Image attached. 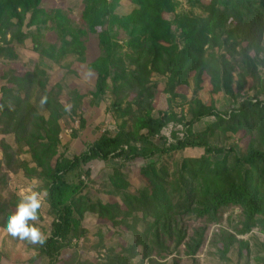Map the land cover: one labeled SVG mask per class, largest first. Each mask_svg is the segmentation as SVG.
I'll return each mask as SVG.
<instances>
[{
    "label": "trees",
    "instance_id": "1",
    "mask_svg": "<svg viewBox=\"0 0 264 264\" xmlns=\"http://www.w3.org/2000/svg\"><path fill=\"white\" fill-rule=\"evenodd\" d=\"M42 1L0 0V58L15 56L16 44L37 40L45 29L55 28L60 15L42 7ZM111 1L88 0L83 29L63 30L62 34L66 40L65 35L70 33L76 55L86 60L89 70L96 74L95 102L117 97L111 107L126 119L116 132H104L96 141L88 142L82 153L70 157L67 145L49 139L51 127L45 111L51 103L60 107L61 102L57 89L49 90L46 73L35 64L23 75L10 78L2 89L0 135H14L15 144L24 143L36 166L32 168L30 162L18 159L19 154L5 139L0 145L7 151L8 170L27 173L29 178L37 177L38 172L51 181L47 202L53 220L46 243L41 246L14 239L24 242L46 264H92L77 254L64 256L74 240L86 237L82 221L86 214H92L101 223H110L103 224L102 230L123 231L133 238L132 242L122 243L120 252L97 259L94 264H133L140 256L143 263L181 264L179 258L172 257V248L176 243L184 245L188 239L186 216L211 218L219 223L226 211L239 208L243 215L239 234L254 229L264 232V83L260 74L264 0H187L204 8L197 17L176 15L177 0H131L138 8L117 19L130 37L121 62L116 60L118 48L107 29ZM28 16L26 32L24 20ZM9 34L13 38L7 42ZM39 45L36 43V49ZM206 78L215 93L221 91L232 97L239 103L238 108L228 113L219 111L216 105L196 108L191 104L187 116L176 115L173 103L179 98L188 101L186 91L191 87H195L196 95L201 92ZM158 79H163L166 110L153 106ZM250 80L253 83L246 91ZM206 118L215 121L203 132L194 131V126ZM85 126L82 118L81 128ZM168 129L170 135L166 136ZM228 131L242 134L246 146L242 149L236 144L229 151L216 147L215 137ZM188 149H203L204 155L185 158L173 168L169 162H149ZM139 160L146 163L140 168L142 186L134 193L124 168ZM97 161L119 164L103 186L115 201L103 203L92 197L88 166ZM2 163L0 181L6 177ZM5 191L0 186V196ZM18 200L14 197L0 202L1 228L5 229ZM36 226L44 230L41 216ZM221 238L224 243L239 244L245 255H250L248 245L236 235L224 232ZM204 242L201 236L190 246L192 257ZM223 249L228 259L229 253Z\"/></svg>",
    "mask_w": 264,
    "mask_h": 264
},
{
    "label": "rangeland",
    "instance_id": "2",
    "mask_svg": "<svg viewBox=\"0 0 264 264\" xmlns=\"http://www.w3.org/2000/svg\"><path fill=\"white\" fill-rule=\"evenodd\" d=\"M88 0H43L41 6L58 13L60 19L54 29H45L41 36L35 40L29 39L23 44H16L15 56H4L0 58V100L4 95L2 90L8 83L10 78L15 75H23L27 68L34 67L35 64L40 67V70L46 74L44 78L48 81V88H56L60 107H56L51 103L49 109L45 111V117L50 124L51 131L49 132V139H58L62 145L69 147V156L78 155L86 149L88 142L96 141L104 132H116L120 125L126 118L117 115V111H113L111 105L116 101V96H110L107 102H95L93 92L95 88L96 74L89 70L86 60L76 55L73 47V37L70 33L62 34L63 30L81 31L84 26V13L86 10L85 4ZM208 2L209 0H204ZM257 2L259 0H252ZM112 15L109 18L107 29L114 47L118 48L115 51L119 62L124 60L127 51V42L129 41V33L122 29L118 18L129 16L138 8L131 0L111 1ZM204 11L202 6H194L188 3L187 0L176 1L175 14H186L193 17L201 15ZM29 16L24 20V31H28L27 21ZM17 22V19L14 20ZM70 28V29H69ZM12 34L7 36V42L12 40ZM1 40V36H0ZM36 43H40L39 49H36ZM2 43H0L1 45ZM93 49V47H92ZM262 65L260 67V74L262 83H264V51L260 55ZM257 63L259 61L257 60ZM155 79L153 82L155 83ZM158 92L154 100V108L159 110H166L168 102L166 95L163 92V79H158ZM204 87L197 95L195 87H191L186 91L188 101L183 102L179 99L173 103L175 113L179 117L188 115L189 106L195 105L196 108L217 106V109L222 112H228L233 108H238L239 103L232 97L226 96L223 92H214L210 80L206 78ZM253 81H249L246 91L250 90ZM77 92V94H72ZM49 99V96H48ZM86 121V126L81 128V119ZM215 121L214 118H206L200 124L194 126V131L203 132L207 127ZM181 129L182 127H178ZM165 135H170V130L165 131ZM8 144L13 146L16 151L18 159L30 162L32 168L36 167L32 162L30 149L24 143L15 144V136L0 135V141L5 140ZM20 141V138H18ZM247 139L242 134H234L233 132H219L215 137L214 145L219 149L225 148L227 151L238 144L242 149L245 147ZM0 145V161H2V171L6 177L0 181V186H4L6 191L0 196V202L12 199L14 197L20 198L22 192L28 188L37 190L47 189L50 185V180L43 177L37 172V177L29 178L27 173L8 170V157H5L7 151L5 146ZM5 151V152H4ZM204 155L203 149H188L183 152L172 154L171 156L160 157L157 156L149 162H169L170 165L185 158H201ZM233 157V156H232ZM231 159V156H230ZM213 160L215 158L213 157ZM146 162L139 160L137 163L126 165L124 171L128 175L130 183V191L136 192L142 186L140 168ZM148 163V162H147ZM116 162L104 163L93 162L88 168L92 174L91 189L92 197L100 198L103 203L115 201L104 192V184L112 169L118 166ZM83 179H85L83 177ZM203 186L206 187L205 182ZM201 187V186H199ZM45 197L46 203L40 210V216L44 220L43 233L46 235L50 230L52 217L49 215L50 207ZM243 215L239 208L229 209L225 212L224 218L215 223V220L196 219L195 215L184 217V224L188 233V239L184 245L173 246V256L181 260V264H264V232L260 229H254L248 234H239ZM83 228L88 232L86 237L80 240H74L73 246L65 252L64 256L69 257L72 254L80 256L85 263H96L97 259L106 258L114 252H120L122 243L131 241L125 232H119L111 229L108 232L106 229L102 230L103 224L97 216L86 214L82 221ZM112 227V226H111ZM101 231V235H99ZM224 232L236 235V238L246 243L250 248V255H245L239 244L237 246L231 243H224L221 236ZM204 236V244L196 256H191L190 246ZM226 248L228 251V259L224 254ZM224 250V251H223ZM244 254V256H243ZM36 252L29 250L28 246L22 242L10 237L4 228L0 227V264H46L44 259L35 257ZM171 257V258H172ZM37 258V259H35ZM168 261H170V259ZM35 259V260H34ZM133 264L142 263L149 264L147 261L143 263L140 256Z\"/></svg>",
    "mask_w": 264,
    "mask_h": 264
},
{
    "label": "clouds",
    "instance_id": "3",
    "mask_svg": "<svg viewBox=\"0 0 264 264\" xmlns=\"http://www.w3.org/2000/svg\"><path fill=\"white\" fill-rule=\"evenodd\" d=\"M47 189H25L17 204L15 212L8 216L6 232L13 238L43 246L46 235L36 225L40 221V210L46 203Z\"/></svg>",
    "mask_w": 264,
    "mask_h": 264
}]
</instances>
